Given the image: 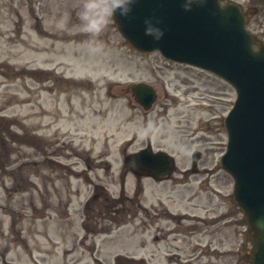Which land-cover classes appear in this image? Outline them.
Listing matches in <instances>:
<instances>
[{"label": "rangeland", "instance_id": "1", "mask_svg": "<svg viewBox=\"0 0 264 264\" xmlns=\"http://www.w3.org/2000/svg\"><path fill=\"white\" fill-rule=\"evenodd\" d=\"M232 1L255 9L247 27L264 41V0ZM104 2L0 0V264H246L219 163L234 88L136 50L112 18L90 32L85 5ZM131 81L155 87L149 109ZM146 143L173 155L170 178L128 171L124 155ZM56 147L64 166L45 159ZM94 182L105 194L88 203Z\"/></svg>", "mask_w": 264, "mask_h": 264}, {"label": "water", "instance_id": "2", "mask_svg": "<svg viewBox=\"0 0 264 264\" xmlns=\"http://www.w3.org/2000/svg\"><path fill=\"white\" fill-rule=\"evenodd\" d=\"M190 0H135L124 18L113 19L121 34L138 50H158L164 57L200 66L227 80L236 90L224 119L228 134L222 167L233 177V197L242 209L250 233L248 264H264V43L252 48L244 23L250 13L238 5L205 0L185 9ZM162 28L155 40L146 29ZM137 102L148 109L156 99L153 86L129 83ZM197 153L192 170L196 171ZM132 172L164 179L175 161L164 150L147 145L126 157Z\"/></svg>", "mask_w": 264, "mask_h": 264}, {"label": "clouds", "instance_id": "3", "mask_svg": "<svg viewBox=\"0 0 264 264\" xmlns=\"http://www.w3.org/2000/svg\"><path fill=\"white\" fill-rule=\"evenodd\" d=\"M134 2L135 0H105L104 3H97L92 8H89L86 4L85 12L88 14H82V19L87 21L90 32H98L101 27L109 23L112 17L124 18L128 13V6ZM195 2L202 4L205 0H195ZM183 7L190 9L192 7L191 0L188 3H184ZM146 31L153 35L155 40H159L163 36L162 28H154L150 25Z\"/></svg>", "mask_w": 264, "mask_h": 264}, {"label": "flooded vegetation", "instance_id": "4", "mask_svg": "<svg viewBox=\"0 0 264 264\" xmlns=\"http://www.w3.org/2000/svg\"><path fill=\"white\" fill-rule=\"evenodd\" d=\"M46 146H47V151H49L48 147L50 146V143L47 141L46 142ZM61 148L60 147H56V149L53 151V155H54V158L55 159H51L50 158V154L46 155L45 159L47 161V163H50L52 162V164L56 167H61V166H64V163L61 162V160L59 159L60 155H61V152H60ZM86 165H87V168L89 167V165L87 164V161H86ZM94 188L96 191H98L99 189L102 190L104 187L101 186L100 184L98 183H95L94 185ZM106 199L108 200V198L106 197Z\"/></svg>", "mask_w": 264, "mask_h": 264}]
</instances>
